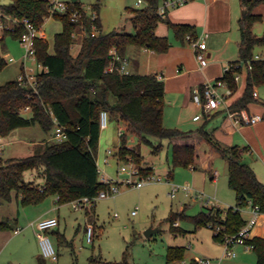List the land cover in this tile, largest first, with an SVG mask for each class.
<instances>
[{"label": "trees", "instance_id": "1", "mask_svg": "<svg viewBox=\"0 0 264 264\" xmlns=\"http://www.w3.org/2000/svg\"><path fill=\"white\" fill-rule=\"evenodd\" d=\"M143 1H146V7L129 8L133 13L134 33H102L98 17L96 26L99 32L92 35L90 17L84 12L87 34L76 53L73 52L75 39L72 34L79 23L74 22L69 13H54L52 16L63 24L62 30L54 36V52L49 51V42L45 38H36L37 60L45 68L37 74V91L18 78L0 84V138L10 135L17 128L35 125L40 126L46 134L53 133L55 123L51 112L65 127L67 134L64 141H46L27 156L4 158L0 154V197L9 201L12 192L17 191L24 206L39 204L51 195H58L60 203H67L107 189L109 185L99 180L96 159L102 129L100 115L106 110L109 118L123 122L126 132L138 136L141 141L150 142V137L168 139L174 167H194L199 162L201 153L194 142L196 138L208 142L213 152L227 160L228 184L237 197L235 206L225 211L220 207H209L193 216L186 215L183 209L173 211L169 217L171 229L176 232L185 231L176 225L178 217L191 220L196 230L208 224L212 228L220 226L222 231L214 232V237L223 242L225 235L237 234L245 226L241 209L254 206L264 213V183L244 162V149L222 143L205 124L189 131L165 126V84L158 75L106 71L112 60L113 48L121 56H125L131 46L158 53L167 52L171 46L169 38L156 33L161 22L182 42H186L188 34L197 38L194 26L174 23L158 14L160 0ZM240 1L244 16L239 19V59L231 61L229 70L218 80L225 81L235 92L238 84L234 72L242 70L241 63L249 59L252 66L246 73L244 92L231 104V110L247 109L251 103L259 102L254 91L264 85V59H253L255 48L264 45V34L258 36L253 32V25L262 20L254 9L264 4V0ZM1 10L5 14L27 18L37 27H42L51 17L47 0H10L9 4L1 6ZM23 31V26H20L16 31L5 30L0 37V72L7 65L1 53L6 36L19 39ZM260 102L264 107V101ZM122 144L117 153L121 161L132 159L143 174L153 173L152 168H143L139 148L126 145L125 134L122 135ZM160 148L161 144L155 146L154 151ZM27 171H37L43 183L26 180ZM86 213L95 223V208ZM10 227L9 219L0 221V230ZM247 243L252 245L251 250L257 256L256 264H264V237L255 236ZM184 257L185 247L170 246L166 264H175ZM37 262L51 264L42 256L37 258ZM105 264L132 263L127 259L126 252L123 260L107 261ZM190 264L199 262L192 259Z\"/></svg>", "mask_w": 264, "mask_h": 264}, {"label": "rangeland", "instance_id": "2", "mask_svg": "<svg viewBox=\"0 0 264 264\" xmlns=\"http://www.w3.org/2000/svg\"><path fill=\"white\" fill-rule=\"evenodd\" d=\"M9 2L10 0H0V10L1 6L9 4ZM137 2L138 0H85L88 12L92 13V9H94L98 13L102 33L112 31L134 33L135 27L131 20L133 13L129 8L147 6L146 1H143L140 5ZM161 2L163 0H160V4ZM62 28V22L53 16L46 19L41 33L49 42L51 50H53L54 36ZM158 28L162 29L165 34L169 29L164 22L159 23ZM5 30L7 29L3 30L1 36ZM254 31L258 35H263L264 22L257 23ZM81 38V35L78 34L75 39L74 53L80 47L78 44ZM1 53L7 61V65L0 72V84L17 79L22 66L27 70L32 69L34 72L42 70V67L34 59H29L23 64L25 47L18 38L11 35L6 36ZM256 53H264V45L257 46L255 48ZM10 57L15 60L10 61ZM260 91L261 94L263 93L261 96L264 100V85L260 86ZM216 121V117L210 119L207 126H215ZM119 126L125 127V124L110 118L108 126L103 128L104 138L99 143L97 150L99 169L119 183V191L114 195L98 199L96 204L88 209L95 208V223L91 219L89 221L86 219L85 210H75L70 202L62 203L60 225L55 228H59L62 233L60 244L57 242L56 233L49 234L58 251V260L54 261L47 258V261L51 264H105L107 261L123 260L127 252V259L132 264H166L167 251L170 246L185 247V257L177 264H190L196 255L200 258H206L208 255L206 252L209 244L213 241L215 232L212 225L208 224L195 230V225L191 220L178 217L177 226L185 231L176 232L171 229L169 217L173 211L178 212L180 207L185 209L186 215L193 216L207 210L209 207H220L225 211L229 206L234 205L237 197L236 192L228 184L227 160L216 155L208 142H203L199 146L201 157L196 167H174L172 149L168 139L160 140L150 137V142H145L125 130L126 145L128 147H138L143 158V168H152L154 175L161 179L146 183L142 187L126 184L125 180L129 175L120 172L121 166L133 160L123 162L117 157L116 153L123 145L122 136L119 134ZM11 138L17 141L4 148V152L0 141V154L4 158L11 156L23 157L35 152L43 144L33 142H40L43 138L46 139L47 134L40 126L35 125L17 128L3 141H10ZM48 141H54L52 132L48 134ZM159 144H161V148L154 151V147ZM109 149L113 150V154H110L111 158L106 161L105 155L108 154ZM209 157L213 158L211 159L210 169L205 166L206 163L210 162ZM213 170H217L219 173L218 180L223 183L224 197H221L220 194L222 193L218 192L221 191V187L217 186L218 191L215 192V186L211 184L213 181L210 179L209 174ZM168 172H171L172 175L170 180H168ZM25 179L43 183V179L38 174L33 176L31 171L25 173ZM173 183L181 187L188 186L191 188V192L185 193L180 190L172 197L170 191ZM200 191L205 194L206 200L211 199L208 205L205 204L203 199L196 196V193ZM52 196L48 197L52 199ZM17 197V191H13L9 201L0 197V221L4 218L9 219L11 225L8 229L0 230V264H38L32 251L33 248L30 247L33 245L31 235L34 231H37L31 223L40 219L29 221V227L22 229L19 233H15L14 230L17 226L22 228L24 225L22 224L23 220L16 222L17 211L20 212V219H22L25 211L27 213L32 212L35 215L38 210L37 207L40 209L42 202L39 203L41 206L38 204L24 206L21 204V199H18V203ZM233 200L234 203H231ZM134 210H136L135 214H133ZM12 211L14 212L13 217L6 218ZM5 215L6 217H4ZM88 224H92L94 228L93 242L87 241L85 231ZM149 228L158 230L148 237L145 231ZM20 240H26L27 247H24ZM29 241H32L31 244H29ZM201 264L203 263L201 262Z\"/></svg>", "mask_w": 264, "mask_h": 264}, {"label": "crops", "instance_id": "3", "mask_svg": "<svg viewBox=\"0 0 264 264\" xmlns=\"http://www.w3.org/2000/svg\"><path fill=\"white\" fill-rule=\"evenodd\" d=\"M254 13L262 16V20L253 25V32L255 33V25L259 22H264V4L256 6ZM242 15L243 7L240 0H186L183 4H178L167 9L166 17L170 21L194 26L197 37L206 41L208 64L203 68L199 66L198 61L196 60L195 51L190 44L187 41L182 42L178 40L171 29H168L166 34L162 29H156L158 35L167 36L170 40L171 46L167 52L158 53L147 48L131 46L126 55L129 58L130 73L156 74L164 81V124L166 127H175L189 131L195 130L205 124L206 128L212 130L215 137L222 143L227 145H238L244 149V162L253 168L258 179L264 183V118L256 124L240 125L228 115L225 109L221 108L219 110L205 113L204 109L198 106L193 100V93L196 88L201 89L204 83L214 82L220 79L229 63L239 59V19ZM49 18L51 17H48L47 19ZM40 37L44 38L42 33L40 34ZM49 51L52 53L54 52L50 48ZM261 55H264V53H261ZM245 86L246 72H244L243 79L238 84L237 90L230 98V104L243 94ZM255 90L257 91L256 98L259 102L251 103L246 111L250 114H263L264 107L260 102L264 101L261 96L263 93L261 94L260 87H257ZM199 114H203L204 116L195 120V116ZM214 117L217 118L215 126L208 127V121ZM120 127L122 126H119V128ZM8 136L0 138L3 152L5 151L4 148H7L12 142L17 141L14 140V138H11L12 140L10 141H3ZM102 138H104L103 129H101L99 143ZM46 141H48V134L46 139L43 138L40 142L33 143L44 144ZM194 142L199 149V146H201L204 141L196 138L194 139ZM110 158L111 157L108 154L105 155V160ZM209 158L210 162L208 160L209 163L205 164L208 169H210L212 164L211 159H213L211 157ZM96 159L99 166L98 154L96 155ZM198 163L194 167H196ZM121 173L127 174L124 172ZM31 174L35 176L37 171H31ZM218 174L217 170H213L209 175L210 179L213 181L211 184H214L215 186V192L218 191L217 186L219 188L221 187V191L218 192L222 193L220 194L222 197L224 188L223 183L218 180ZM167 176L170 179L172 177L170 172H168ZM58 197V195H53L52 199H50V197L46 198L44 202L41 203L42 206L38 204L41 207L40 209L37 207L38 210L35 215H33L32 212L27 213L25 211L22 219H20V212L18 210L15 220L17 223L20 220H23L22 224L24 225L22 228L21 226H17L16 229L20 228L21 231L22 229L29 227V221L49 217H57L59 220V226L62 215V203L59 202ZM18 199L20 200L19 196L17 197V200ZM236 202L237 201L235 200L234 203L233 200L231 203H234V205L231 206H235ZM181 210H183V207L179 208V211ZM13 213L14 212L12 211L11 214H6L7 217L6 215L4 217H13ZM241 215L246 222L249 221L254 216L253 207L248 206L241 209ZM86 219L89 221L91 218L87 215ZM94 220L96 222V213ZM47 233L48 235L56 233L57 242L60 244L62 233L59 228L51 229ZM31 236L33 237V245L30 247L33 248L32 251L37 260L39 256L43 257L40 253L37 231H34ZM255 236L264 237V213L261 212L256 215V223L251 227L249 232L250 238ZM31 242L32 241H29V244H31ZM20 243H22L24 247H27L28 243L26 240H20ZM232 250L236 253L235 256L226 255L224 243L216 240L213 234V241L209 244L208 251L206 252L208 255L206 258L212 260L211 264H256L257 256L251 249L246 250L242 244L236 243L232 246ZM193 259L198 261L201 258L196 255Z\"/></svg>", "mask_w": 264, "mask_h": 264}, {"label": "built area", "instance_id": "4", "mask_svg": "<svg viewBox=\"0 0 264 264\" xmlns=\"http://www.w3.org/2000/svg\"><path fill=\"white\" fill-rule=\"evenodd\" d=\"M50 6L51 16L54 13H69L71 19L74 22L79 23L78 29L75 30L72 34L73 38L76 39L77 35H81V41L83 37L87 34V30L84 22V12L89 15L91 20L92 31L91 34L95 35L99 32L96 26V20L98 19V13L95 12L94 9L92 13L88 12L87 6L85 4V0H47ZM143 0H139L138 4H141ZM186 0H164L158 7V14L162 17H166L167 9L172 6H176L178 4L185 3ZM94 8V7H92ZM20 26H23L24 31L19 37V41L25 47V55L24 62L29 59H34L38 62V65L42 67L43 71L45 68L42 64L37 60V49H36V38L40 37L42 27H37L27 18H18L13 15L5 14L0 10V37L4 29L10 31H16V29ZM81 41L79 42V46L81 45ZM186 41L190 44V46L195 51L196 60L201 68L205 67L208 64V54H207V43L202 38H194L190 34L186 36ZM74 47V44L73 46ZM112 60L111 63L106 68L107 72L110 73H118V74H129V58L127 55L121 56L119 55L116 48L111 50ZM253 59H264V55L255 54ZM10 61H14L13 57L9 58ZM252 61L249 59L245 62L241 63L242 70H237L234 72V79L239 84L244 75V69L247 73V70L251 68ZM229 70V66L225 68L224 72ZM40 71L34 72L32 69L27 70L24 66H22V71L19 74L18 79L24 84L30 85L35 91H37V74ZM234 92L227 86V83L222 80H216L214 82H206L203 84L201 89L196 88L193 93L194 102L202 107L205 113H209L215 110H219L221 108L225 109L230 117L234 119L237 124H256L261 121L264 117L263 114H250L246 111V109L242 110H231L230 109V98ZM254 96L257 97V91H254ZM28 109V108H26ZM51 116L53 122L55 123V129L53 131V138L56 141H64L67 138L66 130L63 125H61L58 119L51 112ZM204 115L199 114L195 116V120L202 118ZM109 113L106 110H103L100 115V123L101 128H106L109 124ZM119 134L122 136L125 134V128H119ZM108 154H113V150L109 149ZM108 161V159H106ZM99 171V180L109 185L107 189H104L98 192L94 196H82L80 198L72 200L70 203L75 210H85V212L96 204V201L100 198H106L110 195H114L119 191V183L115 182L108 175L104 174L98 166ZM121 172L127 173L129 177L125 180L126 184H133L136 187H142L144 184L149 183L154 180H161L157 178L154 173L142 174L138 165H136L133 161L125 163L121 166ZM217 174V173H216ZM139 178V179H138ZM168 180L170 178L168 177ZM180 190L185 193H190L191 188L188 186H178L174 183L172 184V188L170 191V195L174 197L177 192ZM205 194L200 191L196 193V196L203 199L205 204L208 205L211 202V199L208 198L206 200ZM59 200V197H58ZM253 207L254 216L246 222L245 226L234 235H225V239L223 241L225 246V253L228 256H235L236 253L232 250V246L234 244H242L246 250L252 249V245L247 243V240L250 239L249 232L251 227L256 223V215L260 212L258 207ZM136 213V210L133 211V214ZM36 227L38 233V240L41 249V253L44 258H48L51 260H58V251L54 246L50 236L48 235V231L54 229L58 226L59 220L57 217H49L40 219L37 222L31 223ZM215 232L219 233L222 231V227L216 226ZM94 228L92 224L87 225L86 229V237L88 242L94 241ZM20 232V228L15 230V233ZM199 263L211 264L212 260L208 258H201L198 260ZM176 264V263H175Z\"/></svg>", "mask_w": 264, "mask_h": 264}, {"label": "water", "instance_id": "5", "mask_svg": "<svg viewBox=\"0 0 264 264\" xmlns=\"http://www.w3.org/2000/svg\"><path fill=\"white\" fill-rule=\"evenodd\" d=\"M243 16H244V14H243ZM158 229H152V228H149V229H147L146 231H145V234H146V236H151L155 231H157Z\"/></svg>", "mask_w": 264, "mask_h": 264}]
</instances>
